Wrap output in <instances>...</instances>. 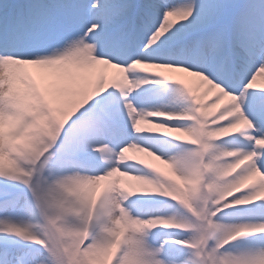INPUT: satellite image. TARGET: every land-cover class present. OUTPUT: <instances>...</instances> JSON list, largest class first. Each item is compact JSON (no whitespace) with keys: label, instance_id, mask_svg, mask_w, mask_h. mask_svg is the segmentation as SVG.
<instances>
[{"label":"snow or ice","instance_id":"1","mask_svg":"<svg viewBox=\"0 0 264 264\" xmlns=\"http://www.w3.org/2000/svg\"><path fill=\"white\" fill-rule=\"evenodd\" d=\"M0 264H264V0H0Z\"/></svg>","mask_w":264,"mask_h":264}]
</instances>
